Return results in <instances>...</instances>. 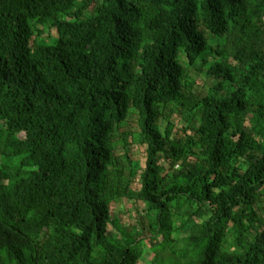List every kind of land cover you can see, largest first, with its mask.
<instances>
[{"label": "trees", "instance_id": "16d2710c", "mask_svg": "<svg viewBox=\"0 0 264 264\" xmlns=\"http://www.w3.org/2000/svg\"><path fill=\"white\" fill-rule=\"evenodd\" d=\"M148 243L149 264H264V0H0V264Z\"/></svg>", "mask_w": 264, "mask_h": 264}, {"label": "rangeland", "instance_id": "374dc122", "mask_svg": "<svg viewBox=\"0 0 264 264\" xmlns=\"http://www.w3.org/2000/svg\"><path fill=\"white\" fill-rule=\"evenodd\" d=\"M211 57H209L210 59ZM191 75L193 78L196 80L197 87L199 89H202L205 87L207 79L204 77L201 72L195 71L194 69L191 70ZM176 124L178 127H182L183 123L180 122L179 119L175 118ZM162 128H164L165 123L161 122ZM138 126V116L137 114H133L132 117L130 118L129 121V127L133 130H137ZM144 146L139 145L137 143L133 144L130 147L131 150V157L134 160L135 166L137 167H143L144 166V161H145V150ZM138 182V179H137ZM136 204L133 203L131 200L124 201L123 203H118L117 205L114 206V210L118 213H120V217L124 223H128L129 225H132L136 222V217H137V211L135 210ZM143 204H141L140 210L144 211ZM134 232L137 231L136 226L133 227L132 229ZM138 232V231H137ZM154 245V243H153ZM151 244L148 243V247L146 248V251L144 253V256L140 260L139 264H149L150 260L152 258V251L150 249ZM165 255V254H163Z\"/></svg>", "mask_w": 264, "mask_h": 264}]
</instances>
